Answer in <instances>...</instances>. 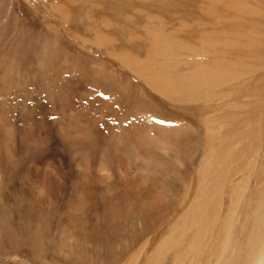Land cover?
Listing matches in <instances>:
<instances>
[{
  "label": "rangeland",
  "instance_id": "rangeland-1",
  "mask_svg": "<svg viewBox=\"0 0 264 264\" xmlns=\"http://www.w3.org/2000/svg\"><path fill=\"white\" fill-rule=\"evenodd\" d=\"M0 8V264H149L156 247L180 231L199 189L214 186L198 173L205 152L194 153L210 143L209 117L231 109L242 120L248 109L262 114L251 119L256 129L264 126V108H255L264 105V69L243 88L238 81L219 88L225 98L184 104L160 96L121 57L148 58L147 27L155 25L205 52H185L181 70L193 61L232 64L246 48L237 40L264 44V0H0ZM99 34L110 42L97 44ZM254 45L250 62L259 67L264 46ZM162 127L180 128L183 144L195 138L193 153L175 150L181 142L164 140ZM254 142L264 147L262 135ZM159 145L168 152L155 153ZM237 162L211 237L189 251L171 247L159 264H177L181 254L182 264H217L221 249L212 244L221 242L231 194L245 175ZM255 169L253 208L261 190ZM240 221L225 264H247ZM197 222L186 242L197 238Z\"/></svg>",
  "mask_w": 264,
  "mask_h": 264
},
{
  "label": "bare ground",
  "instance_id": "bare-ground-1",
  "mask_svg": "<svg viewBox=\"0 0 264 264\" xmlns=\"http://www.w3.org/2000/svg\"><path fill=\"white\" fill-rule=\"evenodd\" d=\"M59 7L61 9V6ZM225 18L230 19L227 16ZM147 32L149 36L148 43L146 44L147 45L146 47L148 48V58L144 60L139 59V57L138 58L133 57L129 59L127 56L128 54L124 55V57L121 58L126 64V66L132 69V72H134L138 76H141L146 81V83L151 87V89H153L160 96L170 101H174L177 103H184V104L185 103L195 104L193 102H197L201 100L205 102L212 101L215 100L214 98L217 97L225 98L226 92L221 91V89L219 88L222 87L224 88L225 85L232 84L236 81H238V83H234V85L237 84L243 88L244 84L245 83L247 84L246 81L253 78V72L256 73L254 76L257 77V75L260 73L259 71H262L264 69V64L257 67L256 65L253 66L250 62L251 59H255L251 57L253 53V48H255L252 45L255 44L257 47H262V45L264 46L262 41L261 43L260 41L257 42V40L254 41L252 39H250L249 41L247 40L245 42L237 40L235 43L237 46L242 44V46H245L246 48L243 49L244 51L243 56L237 59V61L232 62V64H228L229 62H225L227 64L225 63L219 64L212 62L213 63L212 66H204L203 64H199L193 61L191 64H189L190 66L189 69L181 70L180 68L185 63L187 65V62H183V60H186L185 58L187 56L190 57V55L189 54L186 55V53L187 52L192 53L193 51L196 50V48L187 47V44L184 41L179 40L177 38L175 32L159 31L155 25L148 26ZM210 32L212 33V31ZM210 32H208V35L206 36L211 35ZM218 33L223 34V32H218ZM131 36H134L132 38L139 37L135 33H133ZM239 38H241V36H239L238 39ZM107 42H110L107 37L103 36L102 34L101 35L99 34L97 36L96 43L99 44L100 46ZM201 50L202 49H199L198 51L196 50V52L202 55L205 52L201 53ZM231 88L233 87L231 86ZM237 88H239V86L238 87L236 86L235 89ZM230 90L227 93L229 95L235 91L234 89H230ZM237 92L235 91V93ZM257 94L258 93H255L254 97ZM255 99L256 100L258 99L257 96ZM203 101L202 103H204ZM243 104L245 107L248 103L244 102ZM259 105L261 106H256L255 108H258V111L260 112L263 110L264 107L262 106L264 105H262L261 103ZM230 111L225 112L223 114L222 113L217 114L216 117H212V116L209 117V121H206V123L210 122V119L211 122H214L213 124L210 123V125L207 128L209 132L210 143L208 144V146L205 148L204 151L201 149H194V153L205 152V154H202L203 156L201 155L202 158H199L200 164H198L197 166L199 170L198 173L204 176L202 180L204 181L210 180L211 182L214 183V186L211 185V188L209 190L205 189V186L199 189L198 195L196 196L195 200L193 201V205L191 206L193 210L192 209L191 211L189 210L190 212L188 213L187 217L184 219V225L182 226L179 232L173 229L174 230L172 232L173 234L170 233L171 235L165 238V240L156 247L153 256L148 259L149 264H159L160 262H163L162 261L163 257H165V254L169 250H172L171 247L176 249L174 246H180L181 249L189 251L187 250V248L191 249L193 248V246L202 247L201 246L202 243H204L207 240L206 238H203V236L211 237V233L209 234V232L210 231L213 232V230L215 229L217 219L219 218L220 215V209L224 205L222 202V197L224 192L223 191L224 182L226 183L233 179L234 174L231 171L234 165H236V162L239 160H241V163L242 165H244V167H239V168L236 167L237 168L236 170L237 172L244 171L245 175L243 176L242 180L237 183L238 190L234 188L231 194L232 199L230 200H232V203L230 202L231 203V205H229L230 209L229 211H227L228 213L224 219L225 222L223 223V233L222 234L219 233L220 236L222 237L221 242L218 240L219 242L212 244L213 247L216 246L221 249L220 252H217L220 259L217 260L216 258L215 260L217 261L214 262L215 263L217 262V264H225L224 261L225 258L223 254L228 250H230V247H234L235 239H232V236H234L233 228L235 222L236 221L238 222L241 217L242 221L239 222V225L240 227L243 226V228L247 230V236H248V239H246V241H244L243 244V248H244L243 251H245V253L247 254V259H246L247 264H264V154L263 157L261 156V159H259L260 157L259 155L261 153H264V147L262 146V144L260 145L254 142L256 137H259L260 135L264 137V126L262 127V125H260L262 129L261 128L260 130L259 128L256 129V126L259 122H255V121L253 122L251 120V119H255L256 117H258L259 119L260 115L262 116V114L261 112L260 114H250L248 113V109H244L243 117L240 115L242 117L241 120L239 116L237 117L236 115L233 114L232 111L231 112ZM231 122L232 124H234V126L238 127V130L236 132L240 133L239 139L230 136L231 133L229 132L230 129L228 123ZM233 128L234 127H232V129ZM160 129H161L160 133L165 135L164 140H166V138H170V135H173L176 136L175 137L176 142H181V136L183 134H177L181 131L180 128L168 129L167 127H162ZM187 136L188 135H186V137ZM193 139L191 138L190 141L192 142ZM184 142H185L184 144L182 142L180 144L173 143L174 149L180 151L182 150L185 153L187 152L193 153V146H192L193 144L191 142L186 143L185 140ZM213 142L218 143V146L214 145ZM254 143H256V145ZM157 151L161 153H167L168 148H162L159 145L156 146V152L155 151L154 152L157 153ZM237 153H244V159L242 158V156L241 157L238 156ZM251 153L253 154L250 155ZM163 155L165 156V154ZM238 157L240 158L238 159ZM158 165H160V163ZM254 168H256L255 170L257 172V174L255 175V180L258 184V188L260 187L259 189H261L260 193L259 192L257 193L258 196H256V205H254L255 208L252 207L253 200L250 197L252 191L249 185V182L251 181L250 177L254 171ZM210 169L213 174L211 173L212 175L209 177L208 175L206 176V174L210 171ZM179 182L181 184V182L184 181L179 180ZM183 185L185 184L183 183ZM204 194H206V196H204V199L201 201ZM243 200L245 202L243 207H241L242 206L241 202ZM204 205H208V207ZM239 207H241V210ZM201 217L204 220H207L206 225H203V219ZM199 218L201 219L199 222H197ZM191 222H197V226H203V227L198 229L199 234L196 239L193 240L192 238L190 241L186 242L185 239L187 237L186 236L187 231L190 230L189 228H191L193 225H196V224H191ZM143 248L144 246L142 247V249ZM181 257H179L178 259H180L179 261L182 262ZM137 259L138 256H135L132 261L135 262ZM185 260H187V258ZM179 261L177 260V264L181 263Z\"/></svg>",
  "mask_w": 264,
  "mask_h": 264
},
{
  "label": "snow or ice",
  "instance_id": "snow-or-ice-1",
  "mask_svg": "<svg viewBox=\"0 0 264 264\" xmlns=\"http://www.w3.org/2000/svg\"><path fill=\"white\" fill-rule=\"evenodd\" d=\"M101 95H103V94H101ZM161 123H164L163 121H161Z\"/></svg>",
  "mask_w": 264,
  "mask_h": 264
},
{
  "label": "crops",
  "instance_id": "crops-1",
  "mask_svg": "<svg viewBox=\"0 0 264 264\" xmlns=\"http://www.w3.org/2000/svg\"><path fill=\"white\" fill-rule=\"evenodd\" d=\"M1 9V8H0ZM3 10H0V12H2Z\"/></svg>",
  "mask_w": 264,
  "mask_h": 264
}]
</instances>
